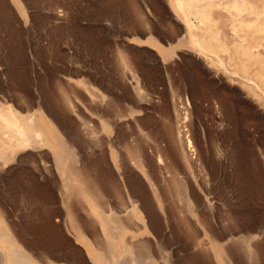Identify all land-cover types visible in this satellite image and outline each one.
<instances>
[{
	"label": "rangeland",
	"instance_id": "1",
	"mask_svg": "<svg viewBox=\"0 0 264 264\" xmlns=\"http://www.w3.org/2000/svg\"><path fill=\"white\" fill-rule=\"evenodd\" d=\"M209 1L192 0L189 6L186 0L180 5L171 0H0V103L24 114L39 112L58 125L77 149L78 164H88L98 175L110 202L108 216L117 212L124 220L126 208H132L125 203L127 194L124 207L106 191L113 179L123 193L140 199L143 221L125 219L128 233L123 235L139 246L150 240L143 264H264V0ZM193 31L208 39L211 51L191 42ZM62 85L74 95L73 105L79 103L78 112L63 101ZM177 123L186 141L173 129ZM125 144L150 152L145 168L151 177L131 162ZM184 147L191 161L180 155ZM111 148L118 156H111ZM39 152L26 148L17 158L15 151L0 150L3 218L34 257L94 264L70 230L63 203L68 193L60 165L67 167L71 160L67 152L55 156L49 147ZM170 175L181 178L188 194L193 190L191 198L214 230H206L198 242L179 222L181 212L189 216V205L170 187ZM137 226L147 232H136ZM87 227L90 236L94 230ZM97 231L106 254L118 250ZM217 241L227 251L224 263L212 252Z\"/></svg>",
	"mask_w": 264,
	"mask_h": 264
},
{
	"label": "bare ground",
	"instance_id": "2",
	"mask_svg": "<svg viewBox=\"0 0 264 264\" xmlns=\"http://www.w3.org/2000/svg\"><path fill=\"white\" fill-rule=\"evenodd\" d=\"M171 1H176L179 5H180V0H171ZM188 1V4L189 6H191V1L192 0H186ZM197 1H200V0H197ZM209 1V0H208ZM214 1V0H213ZM227 1V0H226ZM231 1V0H230ZM183 2V1H182ZM181 2V3H182ZM206 2V0H205ZM204 2V3H205ZM210 2V1H209ZM209 2H206V3H209ZM222 2V1H221ZM233 2V1H232ZM200 3V2H199ZM202 3V2H201ZM212 3V2H210ZM241 3V2H240ZM239 3V4H240ZM186 4V5H188ZM206 5V4H205ZM245 5V4H244ZM260 5V4H259ZM195 6H198L199 5H195ZM194 6V7H195ZM207 6V5H206ZM257 6V5H256ZM180 7V6H178ZM187 7V6H186ZM192 7V8H194ZM258 7V6H257ZM190 8V7H189ZM188 8V9H189ZM202 8V7H201ZM136 9V8H135ZM139 9V8H138ZM180 9V8H179ZM187 9V8H186ZM134 10V9H133ZM135 11V10H134ZM198 11V9H197ZM196 11V12H197ZM219 12V11H218ZM140 15V14H139ZM199 15V14H198ZM142 17V16H141ZM224 19V18H223ZM148 28V27H147ZM190 32H192L190 30ZM193 34H196L194 31H193ZM192 34L191 36V42L193 44H198L199 46L203 47L204 49H206L208 47V42L206 40H201V36H198L197 37V34L196 36H194ZM200 37V39H199ZM187 39V38H186ZM188 44V43H187ZM191 45V44H190ZM210 45V44H209ZM211 47V46H210ZM241 49V48H240ZM240 49H238L240 51ZM207 51H211V49H206ZM258 50V49H257ZM244 51L243 49L241 50V52ZM248 51V50H247ZM254 52V51H253ZM249 52H247L246 54H248ZM240 55V53H239ZM243 55V54H242ZM253 55V54H252ZM259 55V54H258ZM241 56V55H240ZM250 56V55H249ZM248 57V56H247ZM247 57L245 59H247ZM122 63L123 62H126V58L125 56L123 57L122 55ZM243 58V57H241ZM245 59H243L245 61ZM251 60V59H250ZM131 62V61H129ZM121 63V64H122ZM126 64V63H124ZM129 64V63H128ZM133 64V63H132ZM127 65V64H126ZM255 65V64H254ZM123 66V65H122ZM129 66V65H127ZM259 67V66H258ZM131 68V67H130ZM264 69V67H263ZM262 69V71H264ZM260 71V70H259ZM257 71V72H259ZM136 73V72H135ZM134 75V74H133ZM264 75V74H263ZM260 76V75H259ZM133 78V77H132ZM85 79V78H83ZM260 79V78H259ZM88 80V79H87ZM261 80V79H260ZM135 81V80H134ZM137 81V80H136ZM58 83V82H57ZM70 84V83H69ZM59 86V85H57ZM63 88L65 87L64 85H62ZM87 86V85H86ZM89 86V85H88ZM61 87V86H60ZM79 87V86H78ZM135 87V86H134ZM133 87V88H134ZM62 88V89H63ZM67 88V87H66ZM66 88H64L62 91H63V101L66 103V105H68L70 107L71 105V109H75V111H77L79 108H76L75 105L77 103H75V105H73L74 103H72L71 101V98L70 96L72 95L71 92L69 90H67ZM84 88V87H83ZM90 88V87H89ZM88 88V89H89ZM73 89V88H72ZM70 89V90H72ZM87 89V88H86ZM91 89V88H90ZM89 91H92L90 90ZM61 90V88H60ZM76 90V89H75ZM61 91V92H62ZM72 92L74 93V91L72 90ZM76 92V91H75ZM80 92V91H79ZM83 92V91H82ZM81 92V94H82ZM95 92V95H96V91H93L92 94H94ZM134 92V91H133ZM136 93V92H135ZM138 93V91H137ZM71 94V95H70ZM78 94V93H75V95ZM17 95V94H16ZM28 96V95H27ZM74 95H72L73 97ZM79 96V94H78ZM97 97L99 95H96ZM101 96V95H100ZM77 97V96H76ZM143 97V96H142ZM30 98V97H29ZM78 98V97H77ZM5 99V98H3ZM74 99V98H73ZM96 99V98H95ZM101 99V98H100ZM76 100V99H75ZM74 100V101H75ZM92 100V99H90ZM23 101V100H22ZM98 101V100H97ZM95 101V102H97ZM101 101V100H100ZM77 102V101H75ZM82 102V101H80ZM91 102H94V101H91ZM34 104V103H33ZM94 104V103H93ZM97 104V103H96ZM29 105V104H28ZM79 105V103H78ZM76 105V106H78ZM91 105V104H90ZM22 106V105H21ZM27 106V105H26ZM97 106V105H96ZM99 106V105H98ZM32 107V106H31ZM68 107V108H69ZM25 109V107H23ZM27 108V107H26ZM82 108V107H81ZM98 108V107H97ZM29 109V107L27 108V110ZM23 110V109H21ZM31 110V109H30ZM115 110L117 111V109L115 108ZM180 110V109H179ZM24 111V110H23ZM100 111V110H99ZM123 111V110H122ZM30 112V111H29ZM78 112V111H77ZM80 112V111H79ZM112 112V110H111ZM110 112V113H111ZM120 111H118V114L116 113L115 116H114V119H113V123L114 124H117V122L120 120L118 117L121 115V113H119ZM101 113V112H100ZM124 113V112H123ZM182 113V112H181ZM178 114V113H177ZM176 114V115H177ZM119 115V116H117ZM101 117H105V116H101ZM178 117V116H177ZM100 118V117H99ZM52 119V118H51ZM60 119V118H59ZM90 119V118H89ZM105 119V118H104ZM110 121L112 122V118L110 120L109 118V123ZM0 122H3L4 124V131L5 133H7V135H4L2 134L0 136V150H2L4 153L6 151H12V154H13V151L16 152V154L18 152L22 153L24 152V150L27 148L29 149H32L33 151H38V155L40 154L39 151L42 150V148L44 147H49L52 152H53V155H60L64 152H67V156H68V159H70L69 163V166L65 167L63 165H60V170H61V174L63 176V189L64 191H66V194L68 193V196L65 195V197L63 198L64 200V205L66 207V211H67V218H68V222L69 224L71 225L70 226V230L74 233L73 235L76 236V238L87 248L89 254H90V258L92 259V261L94 262V264H143L144 262H148V261H145V259L147 258L148 259V253H147V256H145L144 254H146L147 252V249L148 248V245L149 247H151L150 245V240H148L147 242L146 241H141L143 243V245L139 246L138 242L137 244L135 242H132L130 239L127 240V239H124V233H128L126 232L128 230V222L125 221V219H133V220H142L143 221V217L142 215L140 214L138 208H140L138 206V201L140 200H135L129 193L128 190H125V187L123 188L126 192L123 193V190H122V187L120 185V183L118 184V182L116 183V181H111L109 185H107L108 189L106 191H109L111 193H114L116 196V199L118 198L119 201L123 204V206L125 205L124 204V195L127 194V202L125 203H128L130 208L128 209L126 208V211H127V215L128 216H125L127 218H124V220L122 218L119 217V214L117 212H112L113 215L110 214V216H108L109 214H106V212L110 211V205H109V201L107 199V196H106V192L105 193H102L101 192V188H100V182H99V179L96 178L97 176H95V174L93 173V171L91 170V168H89L88 164H78V157H76V155L78 154L77 152V149L73 147V144L69 141V139L67 140V138H65L63 136V133H61V131L59 130L58 128V125L56 126L55 123L53 121H51L50 119H48L47 116H45L44 114H39V112H32V114H24L22 113V111H17V110H13V108L9 105L7 106L0 103ZM75 122V121H74ZM106 122V121H105ZM83 123V122H82ZM119 123V122H118ZM180 123V122H179ZM80 124V123H79ZM112 124V123H111ZM178 124V123H177ZM172 126V123L170 124ZM179 125V124H178ZM169 126V125H168ZM183 125H179L178 127H175L173 129H176L178 128V132L179 133V140L181 142H183L185 139L184 137H182L180 135L181 133V128ZM2 127V125H1ZM0 127V129H1ZM65 127V126H64ZM78 127V126H77ZM174 127V126H173ZM139 128V127H138ZM168 128V127H167ZM119 129V128H118ZM169 127V132L171 131ZM91 130V129H90ZM143 130V129H142ZM99 131V130H98ZM185 131V130H183ZM182 131V132H183ZM0 132H3L0 131ZM141 132V131H140ZM148 132V131H147ZM167 132V134L169 133ZM173 132V131H172ZM175 132V131H174ZM90 133V132H89ZM96 133V132H95ZM147 134V133H146ZM166 134V135H167ZM187 134V133H186ZM103 135V134H102ZM117 135V134H116ZM155 135V134H154ZM173 135V134H172ZM175 135V133H174ZM143 136V134H142ZM153 136V135H152ZM178 136L177 134L175 135V137ZM170 137V136H169ZM174 138V141H175V138ZM190 136H188L189 138ZM171 138V137H170ZM79 139V138H78ZM97 141L94 140V142H97L98 143V139H96ZM101 140H105L104 138L101 139ZM109 140V139H108ZM155 140V139H154ZM107 141V139H106ZM157 141V140H156ZM186 141V140H185ZM105 142V141H104ZM112 141L110 140L109 143H111ZM137 142V141H136ZM135 142V143H136ZM71 143V144H70ZM74 143V142H73ZM103 143V142H101ZM106 143V142H105ZM121 143V141H120ZM178 143V142H177ZM195 143V142H194ZM148 144V143H146ZM172 144V143H171ZM176 144V143H175ZM174 144V145H175ZM187 144L189 146V148H193V146L191 145V140L190 138L187 139ZM134 145V143H133ZM140 145V144H139ZM99 146V144H98ZM142 146V145H141ZM148 146V145H147ZM151 146V145H150ZM160 146V145H159ZM187 146V145H185ZM113 148V146H111ZM125 150L128 154V156L130 157V159L132 160L131 162L134 163V165L141 170V172L144 173V176H149L150 172H149V163L147 164L146 160H150L149 156H150V152L147 154H145L144 152V148H141V147H136V146H132V145H129V144H125ZM154 147V146H153ZM111 148V153L113 157H116L118 156L116 152H113V149ZM150 148V147H149ZM118 149V148H116ZM178 149V148H177ZM180 149V148H179ZM184 151H183V154H182V151H181V154L180 155H183L184 158L186 159V161L190 158L188 156H190L189 152L187 153L186 150L187 148L184 147L182 148ZM181 149V150H182ZM186 149V150H185ZM21 150H23L21 152ZM191 150V149H190ZM195 149H193L194 151ZM178 151V150H177ZM175 151V154L178 155V152ZM189 151V150H188ZM70 152V153H69ZM72 152V154H71ZM103 152V151H102ZM161 152V151H160ZM3 153V154H4ZM19 153V154H20ZM198 153V152H197ZM1 154V153H0ZM8 154V152H7ZM15 154V153H14ZM17 154V158H20L18 157ZM73 156H71V155ZM105 154V152H104ZM121 154V153H119ZM155 154V153H154ZM159 154V152H158ZM189 154V155H188ZM196 154V153H195ZM75 155V156H74ZM152 155V154H151ZM162 156V152L160 154ZM180 155H179V158H180ZM7 156V155H6ZM9 156V155H8ZM10 156H12L10 154ZM16 156V155H14ZM37 156V155H36ZM70 156L72 158H70ZM101 156V154H100ZM105 156V155H104ZM123 156V155H122ZM183 156H181V159L183 160L184 158H182ZM194 157V155H192ZM198 156V155H197ZM4 157V156H3ZM31 157V156H30ZM148 157V158H147ZM178 157V156H177ZM191 157V156H190ZM192 157V158H193ZM123 158V157H121ZM8 159V158H7ZM57 159V158H56ZM65 159V158H64ZM101 159V158H100ZM99 159V160H100ZM107 159V158H106ZM158 159V158H157ZM166 159V158H165ZM4 160V159H3ZM13 160V159H12ZM196 160V159H195ZM57 161V160H56ZM61 161V160H60ZM14 162V160H13ZM19 162V161H18ZM72 162V164H71ZM85 163V162H84ZM89 163V162H88ZM121 163V161L119 162ZM146 163V164H145ZM60 164V163H58ZM91 164V163H90ZM117 164V163H116ZM186 164V163H185ZM88 165V166H87ZM145 165L148 166V168L146 169L145 168ZM187 165V164H186ZM185 165V166H186ZM201 165V164H200ZM58 167V166H57ZM162 168V167H161ZM170 173V170L171 168L168 166L166 167ZM12 169V167H11ZM153 169V168H152ZM188 169V168H187ZM1 170V169H0ZM110 170V169H109ZM161 170V169H160ZM173 170H175V168H173ZM171 171V174L172 172L174 171ZM111 171V170H110ZM176 171V170H175ZM1 173V171H0ZM110 173V172H109ZM175 173V172H174ZM112 174V172H111ZM110 174V175H111ZM114 174V173H113ZM116 174V173H115ZM153 175V174H152ZM174 175V174H173ZM172 175V177H174ZM176 175H177V172H176ZM112 177V175H111ZM110 177V178H111ZM116 177V176H114ZM144 177V178H145ZM151 177V176H149ZM148 177V178H149ZM153 177V176H152ZM180 177V176H178ZM184 177V176H183ZM147 178V179H148ZM170 178H171V175H170ZM169 178V179H170ZM172 179V178H171ZM181 179V178H179ZM179 179H175L174 177V180L172 179L171 183H173L170 187L177 190L178 193L180 194L179 196H181V198L183 199V201H185V203L187 205H189L188 209H189V216H185L184 212H181L180 213V221H182V224L184 226V228L186 229V232L188 234L189 237H192L194 239L195 237V240L198 242V239L203 237L202 233L204 234V236H206V233L205 231L208 230V231H211V227L208 223H206V221L203 219L204 217H201L200 215V209H199V206L198 204L196 203V201H194L191 196L192 191H189V194L187 193V191H185L184 189L186 188V186L184 187L185 184H183V187L180 185L182 183H179ZM150 182H147L149 184L148 187H152V189L154 188L153 187V183L151 182V179H149ZM166 181V180H165ZM170 182V181H169ZM61 183V182H60ZM167 184V183H166ZM170 185V183H168ZM167 184V186H168ZM122 186H124L122 184ZM165 186V185H164ZM138 188V187H137ZM143 188V187H142ZM184 188V189H183ZM146 189V188H145ZM169 189V188H168ZM150 190V189H149ZM154 190V189H153ZM171 189L167 190L170 191ZM187 190V189H186ZM151 191V190H150ZM176 191V192H177ZM108 192V193H109ZM148 193V192H147ZM152 193V192H151ZM169 193V192H168ZM172 193V192H171ZM178 193H177V196H178ZM124 194V195H123ZM173 194V193H172ZM109 195V194H108ZM64 196V195H63ZM155 197H157L156 195H154ZM160 196V195H158ZM178 196V197H179ZM152 197V196H151ZM174 197V195H173ZM125 198V199H126ZM135 198H139V197H135ZM179 197V199H181ZM199 198V197H198ZM163 199V198H161ZM196 199V198H195ZM159 201V200H158ZM201 202V200H198ZM197 201V202H198ZM76 203V205H78L79 208H81L82 212L85 214V219H82L81 220V217H80V213L78 212H81V211H77V207L75 208V204L73 205L72 203ZM154 202V201H153ZM141 203V202H140ZM144 203V202H143ZM143 203L141 205H143ZM160 203V201H159ZM165 203V202H163ZM196 203V204H195ZM121 204V206H122ZM126 204V206L128 205ZM151 205V204H150ZM160 205V204H159ZM165 205V204H163ZM124 206V207H126ZM170 206V205H169ZM115 207V206H114ZM164 207V206H163ZM167 206L165 205V208ZM179 207V206H178ZM123 208V207H122ZM143 208V207H142ZM125 209V208H124ZM153 209V208H152ZM161 209V208H160ZM177 209V208H176ZM180 209V208H179ZM121 210V209H120ZM164 210V209H163ZM182 210V208H181ZM125 211V210H124ZM125 211V212H126ZM149 211V210H148ZM166 211V209H165ZM164 211V212H165ZM110 213V212H109ZM83 214V215H84ZM183 214V215H182ZM131 215V216H130ZM187 215V214H186ZM3 212L2 210L0 209V264H57V262H53V261H49L47 259L46 256V260L43 259V258H37V257H34L33 256V253L30 251H28L27 249L24 248V246L19 242L18 238L15 237V235L11 232L13 230L10 229L9 227V224H7V222L4 220L3 218ZM122 216V214H121ZM124 216V215H123ZM122 216V217H123ZM207 220V219H206ZM126 222V223H125ZM134 222V221H133ZM139 223V222H138ZM181 224V223H180ZM127 225V226H126ZM140 226V224H138ZM150 225V224H149ZM86 226H89L87 228H90L92 229L93 231V234L88 236L87 235V232H86V229L85 227ZM98 226V227H97ZM139 226H137L138 228H135L136 232L137 231H145L147 232V228L146 226L143 227V228H139ZM152 226V225H151ZM132 227V226H131ZM130 225H129V228H131ZM134 227H136V225H134ZM134 227L132 228L134 230ZM141 227V226H140ZM100 229L104 235V237L109 240L110 242L113 243V246L114 248H118V250H113L111 251V253H105L104 252V249L102 247V235L100 236V233L97 231V229ZM115 228V230H113ZM238 228V227H237ZM116 229H118L117 231L119 232V234L117 235L115 233ZM130 230V229H129ZM131 231V230H130ZM134 231V232H135ZM200 233H199V232ZM214 230L212 229V232ZM212 232L211 233V236L212 237H215V234L212 235ZM186 234V235H187ZM134 235V234H133ZM200 235H202L200 237ZM208 235L209 232H208ZM18 237V236H17ZM132 237V236H130ZM217 237V235H216ZM219 237V236H218ZM117 238V239H116ZM191 238V239H192ZM132 239V238H131ZM143 239V238H142ZM188 239V238H187ZM192 239V240H193ZM212 239V238H210ZM215 239V238H214ZM219 240V239H218ZM124 243H120V242H123ZM126 241V242H125ZM200 241V240H199ZM215 240H212V242H214ZM140 242V243H141ZM211 242V243H212ZM216 242V241H215ZM218 242V241H217ZM109 243V242H108ZM135 243V244H134ZM161 243V242H160ZM105 244V243H103ZM138 245L139 247L137 248ZM250 245V244H249ZM107 246V245H106ZM227 246V245H226ZM162 247V246H161ZM161 247H158L159 249H161ZM228 247V246H227ZM122 248V249H121ZM147 248V249H146ZM127 249V252L124 253V250ZM150 250V249H149ZM148 250V251H149ZM161 250H164V249H161ZM160 251V250H159ZM253 251V250H252ZM34 252V251H33ZM63 252V251H62ZM109 252V251H108ZM153 252V251H152ZM151 252V253H152ZM162 252V251H161ZM212 252L215 256V258L217 259V261L219 263H222L223 262V259H224V255H225V252L226 249H225V246L224 244H220V241L218 242V244H213L212 245ZM211 252V253H212ZM230 252V251H228ZM149 253V254H151ZM109 254V255H108ZM125 254L128 255V258L130 259V263L129 261H125L124 259H126V256ZM228 255V253H226ZM253 254V253H252ZM64 255V254H63ZM202 255V254H201ZM125 256V258H124ZM141 256H145V259L142 260L140 259ZM152 256V254L150 255ZM205 256V254H204ZM232 257V256H231ZM127 258V260H128ZM150 258V257H149ZM210 258V257H209ZM230 258V257H229ZM140 259V260H139ZM146 259V260H147ZM211 259V258H210ZM227 259V258H226ZM225 259V260H226ZM52 260V259H51ZM142 262L140 263L139 261ZM212 260V259H211ZM139 262V263H137ZM226 262V261H225ZM229 262V261H228ZM145 263V264H146ZM224 263V262H223Z\"/></svg>",
	"mask_w": 264,
	"mask_h": 264
}]
</instances>
